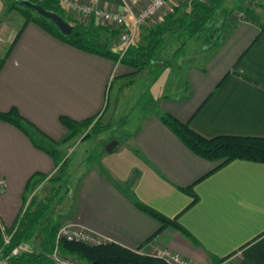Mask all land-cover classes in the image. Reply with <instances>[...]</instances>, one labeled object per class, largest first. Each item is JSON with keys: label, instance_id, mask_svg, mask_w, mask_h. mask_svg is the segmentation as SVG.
<instances>
[{"label": "crops", "instance_id": "1", "mask_svg": "<svg viewBox=\"0 0 264 264\" xmlns=\"http://www.w3.org/2000/svg\"><path fill=\"white\" fill-rule=\"evenodd\" d=\"M92 1L127 12L129 6L141 7L150 0ZM259 6L229 28L238 26L219 50L203 52L202 63L185 66L180 56L172 61L171 55L163 63L166 54L159 56L154 63L159 71L171 68L172 80L131 136L133 165L111 171L92 167L82 174L75 186L78 196L69 198L77 199L76 217L70 222L71 215L65 216L63 225L73 223L145 254L170 249L197 264L222 259L264 264V164L237 160L221 166L222 161L205 160L160 120V114L168 112L206 138L264 137V21L255 19L264 15V4ZM255 22L262 29L258 35L249 24ZM240 29L251 30V36ZM0 32V56L5 54L0 60V111L16 107L55 141L68 134L61 116L102 117L111 83L117 77L123 83L133 72L61 42L35 23H26L25 17L8 25L0 21ZM37 173L55 175L53 158L20 129L0 121L1 229L14 226L27 183ZM188 188L192 192L185 191ZM135 202L176 218L185 231L161 230V223Z\"/></svg>", "mask_w": 264, "mask_h": 264}, {"label": "trees", "instance_id": "2", "mask_svg": "<svg viewBox=\"0 0 264 264\" xmlns=\"http://www.w3.org/2000/svg\"><path fill=\"white\" fill-rule=\"evenodd\" d=\"M23 1L38 4L47 11L58 13L65 18L66 13L57 0L8 2L12 11L18 10L22 13L26 23H35L61 42L131 67L134 71L127 76L131 80L159 58L160 52L173 36L181 43L180 48L173 54L174 57L181 56L193 38L203 39L205 49L216 50L225 41L223 34L231 27L230 21L234 14L225 6L227 0H191L188 5L184 4L185 0L173 3L174 11L163 14L158 23L146 30L142 41L135 40L136 42L123 53L114 46L118 29L103 26L104 28L99 27L97 31L94 24L98 21L94 18L90 20V24L69 20L73 30L66 36L49 19L23 5ZM253 8V3L242 7L238 12L242 15L239 18L250 17ZM219 22L220 25H217ZM2 64L3 61L0 62V68ZM98 115L84 120L61 116L60 122L68 130V134L61 141H55L25 118L16 107L7 112L0 111V121L20 129L35 147L53 158L57 169V173L50 178V174L37 173L28 181L24 194L25 204L14 226L0 228V249H3L4 256L9 259L8 264H53L52 254L57 246L61 254L74 257L82 264H167L160 257L145 254L142 250L126 248L115 242L91 246L65 239L58 240L59 231L64 226L62 222L65 213L61 212L63 202L70 197L74 198L69 186L73 176L71 156H64L61 147L77 137L85 140L107 131L109 125L101 124ZM97 119L99 120L94 123ZM160 120L190 151L205 160L222 161L221 166L237 160L264 164V137L220 135L206 138L193 130L189 122H183L168 112H162ZM44 182L52 184L53 187L50 196L41 201L38 190ZM185 191L192 192V189ZM135 204L139 210L159 221L161 230L174 228L185 231L176 218H169L143 203ZM6 237L10 239L8 244L5 243ZM24 245H28L31 250L20 251L19 247ZM223 260L225 259L214 264Z\"/></svg>", "mask_w": 264, "mask_h": 264}, {"label": "rangeland", "instance_id": "3", "mask_svg": "<svg viewBox=\"0 0 264 264\" xmlns=\"http://www.w3.org/2000/svg\"><path fill=\"white\" fill-rule=\"evenodd\" d=\"M191 2V0H185V5H188ZM250 3H253L254 8L257 9L264 4V0H227L225 6L234 12L233 17L230 21V26H235L236 23H238V19L241 16L239 10L244 7L248 6ZM260 3V4H259ZM257 5V6H256ZM22 9H25L24 6L19 5ZM65 10H67L64 7ZM35 14V13H34ZM36 16V14H35ZM162 18V15L157 16V18L152 19L150 22H148L146 25H144L137 33V40L141 37L140 41H142V36L146 32V30L153 26L155 23H158ZM24 19L21 12L18 10H11L10 4L8 0H0V21L5 24H9L12 22H17L18 20ZM67 22H70L69 20L74 21H82L77 15L70 16L69 14H66L65 17ZM258 21H264V15H260L259 18L255 17ZM260 19V20H259ZM233 20V21H232ZM254 20V21H256ZM221 21V19H220ZM84 22V21H82ZM85 24H90L89 21H85ZM251 26H254L258 29V34L262 33V29L258 27L256 24L258 23H249ZM95 28L98 29L99 27H105L108 25L102 24L101 22H96ZM220 25V22L217 24ZM103 27V28H104ZM112 29H115L114 27L109 26ZM238 29V26L235 28L232 27V31L228 29L224 34V38L226 36L232 35L233 31ZM229 31V32H228ZM243 32L246 36H251L252 31H244L243 29H240V32ZM119 33L114 38V43L117 40ZM136 40V39H135ZM228 40V39H227ZM226 40V41H227ZM225 41L221 43V45L217 48L220 49L221 46H223ZM181 43L177 38L174 36L170 39L167 46L162 49L160 52L161 55L169 54L172 57V61L174 59L173 51L180 48ZM205 44L203 39L199 38H193L191 39L185 50L184 53L181 54L180 58L178 60H182L185 62V66L188 64V66L191 65H198L199 63H202L204 59L203 52H209V49H205ZM4 53V52H3ZM0 56V60L1 57ZM160 55V56H161ZM167 56L162 59L163 63L166 60ZM193 60V61H191ZM187 63V64H186ZM123 65V64H122ZM184 65V63H183ZM128 67V66H127ZM131 68V67H128ZM132 69V68H131ZM133 70V69H132ZM134 71V70H133ZM158 72V73H157ZM173 72L170 68V70H166L164 67L163 69H160L154 65L149 66L147 69H145L144 72H142L140 75H138L137 78H134L133 80L127 78V81L124 86H122V83L120 78L117 77L115 79L114 83H111L110 90H109V96L107 99V111L106 114L103 115L100 118L101 124L103 125H109V129L101 134L92 136L90 138H87L85 140L80 139V137H77L76 139L70 141L67 145H65L63 148L65 149L63 151V155H70L71 161H72V174L71 182H70V188L73 191V194L78 196L75 193V186L77 183H79V179H81L82 174L85 172L87 173L90 168L92 167H104L105 170L113 169V168H121L122 166L126 167V165L130 166L133 165L131 161L132 158V150L134 147L133 140L131 139V136L134 133V130L139 124V121L143 116L147 113H150L153 111V101L157 100L158 97H161L163 93H165V85L168 84L170 80H172ZM224 75V74H223ZM119 76V75H118ZM225 76V75H224ZM222 76V77H224ZM152 96V101L150 102ZM156 107V106H155ZM105 108V110H106ZM99 119H97L94 123H96ZM93 126V125H92ZM87 133V132H85ZM111 141H116L118 143V146L116 150L112 153L107 152L106 147L108 143ZM126 170V168L122 169ZM53 185L47 184L45 188H40L38 190V197L42 201L45 199V197L50 196L51 190ZM76 209H77V199L75 200H65L63 202V207L61 212L65 213V216L71 215V218L69 221H73L76 217ZM73 224V223H70ZM66 225V224H64ZM153 255L154 254H149Z\"/></svg>", "mask_w": 264, "mask_h": 264}, {"label": "built area", "instance_id": "4", "mask_svg": "<svg viewBox=\"0 0 264 264\" xmlns=\"http://www.w3.org/2000/svg\"><path fill=\"white\" fill-rule=\"evenodd\" d=\"M44 1V0H40ZM62 7H65L70 13L77 15L82 21H89L93 18L102 24L114 27L119 30V35L114 43L116 49L125 53L135 42L138 31L150 22L167 12H173V3L177 0H150L146 5L131 8L129 11L122 12L117 9L102 8L92 0H57ZM131 16V18H130ZM242 16V15H241ZM131 21L129 22V20ZM0 32V43H2ZM4 183L0 181V192L3 190ZM65 239L70 242H78L91 246H99L109 243L95 232L75 224H66L61 227L58 240ZM10 239L5 238L8 244ZM20 251H30L28 245L19 247ZM163 259L167 264H197L182 256L180 253L165 249L160 253L154 254ZM8 258L4 256L3 249H0V264H8ZM53 264H82L74 257L61 254L58 246L52 254ZM219 264H230L229 259H225Z\"/></svg>", "mask_w": 264, "mask_h": 264}, {"label": "water", "instance_id": "5", "mask_svg": "<svg viewBox=\"0 0 264 264\" xmlns=\"http://www.w3.org/2000/svg\"><path fill=\"white\" fill-rule=\"evenodd\" d=\"M22 4L32 9L35 13L49 19L60 30L62 34L66 36H69L71 34L73 26L69 22H67L62 15L52 11H47L42 6L34 4L30 1H23ZM117 146L118 143L116 141H111L110 143H108L106 150L107 152L111 153Z\"/></svg>", "mask_w": 264, "mask_h": 264}]
</instances>
